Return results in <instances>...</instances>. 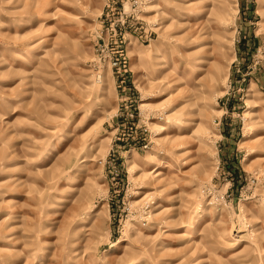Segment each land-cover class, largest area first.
<instances>
[{"label": "rangeland", "instance_id": "obj_1", "mask_svg": "<svg viewBox=\"0 0 264 264\" xmlns=\"http://www.w3.org/2000/svg\"><path fill=\"white\" fill-rule=\"evenodd\" d=\"M0 264H264V0H0Z\"/></svg>", "mask_w": 264, "mask_h": 264}, {"label": "built area", "instance_id": "obj_2", "mask_svg": "<svg viewBox=\"0 0 264 264\" xmlns=\"http://www.w3.org/2000/svg\"><path fill=\"white\" fill-rule=\"evenodd\" d=\"M105 60H106V63H107L108 65H112V64H114V59H113V56H111V55L106 56V57H105Z\"/></svg>", "mask_w": 264, "mask_h": 264}, {"label": "bare ground", "instance_id": "obj_3", "mask_svg": "<svg viewBox=\"0 0 264 264\" xmlns=\"http://www.w3.org/2000/svg\"><path fill=\"white\" fill-rule=\"evenodd\" d=\"M138 105L142 106V105H145V104H143V103H138Z\"/></svg>", "mask_w": 264, "mask_h": 264}]
</instances>
